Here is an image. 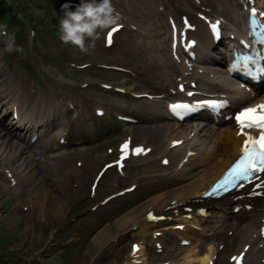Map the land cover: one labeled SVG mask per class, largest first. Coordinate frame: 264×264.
Returning <instances> with one entry per match:
<instances>
[{"label": "bare ground", "instance_id": "1", "mask_svg": "<svg viewBox=\"0 0 264 264\" xmlns=\"http://www.w3.org/2000/svg\"><path fill=\"white\" fill-rule=\"evenodd\" d=\"M240 8L242 9V5H240ZM232 27H236L239 30H242V24L240 20H237L233 23ZM204 35V31H201L199 33V36L202 37ZM184 76V71H183ZM203 80L204 77H202ZM230 87H233V85H230ZM233 94H235V97L233 99L234 105H239L244 102L245 99H249V96L247 94H244L239 88H235V91H233ZM12 99V98H9ZM223 135L226 138L228 147L226 149H222L221 152L217 153L215 146L209 144L206 140L199 139V135L196 133L192 138H190V135L187 134L183 137H185L187 142V150L195 151L196 155L194 157H190L188 162H194V161H201L204 164L205 163H214V168H217L216 172L213 173L209 178L206 180H195L191 183L187 184H181L178 187H175L171 190L164 191L161 193H158L155 195L152 200L151 209L153 210H160L163 208L167 209L168 207L172 206L174 204V208L178 209L179 212L181 211L180 219L182 222L179 224H188L189 218H184L188 213L183 211L182 207L186 203H192L193 200H195L196 194L208 183H210L213 179H215L221 172V170L224 168V166L227 164V162L230 160L234 150L238 147L240 139L235 137L233 132L230 128H227L225 130H221ZM168 139H171V137H168ZM215 141H218V137ZM183 171V170H182ZM182 171L176 170L177 173H180ZM232 199H223L220 202H215L213 204H210L212 207H215L217 204L219 206L218 209H214L211 211L210 215H213V220L216 218H219L221 223L224 221L223 216L228 215V210L230 206L233 204ZM29 209V206L27 204L23 205V210ZM222 212V214H221ZM170 215H173L171 211H168ZM247 216V217H246ZM259 216V210L255 209L252 213L249 214H243L242 218H244V226L240 230L239 234L237 235L235 232L233 233L232 237H227L226 241L234 242L236 241L237 244L239 243V247H242L245 243H251V248L248 251V257L247 260H249L248 264H257L259 260H261L264 257V249H260V256L258 259L254 258L253 256L255 254V245L261 244V240L258 239V235H255L256 230V224H257V218ZM17 217H19L17 215ZM212 217V216H211ZM173 221V220H172ZM172 221H168L167 223L169 226H164L165 228H170L175 231L176 228H174L176 224L172 223ZM204 218L198 216L196 213L193 214L192 222L197 224L198 222H203ZM148 227L155 228L156 224L151 222H146ZM153 228V229H154ZM178 235H185L188 239L191 240L190 249L188 254L185 256V260L188 262V264H208L211 257L214 255V247L212 245H209L207 248L199 247L196 241V236L198 235L195 231H175ZM186 233V234H185ZM203 240L204 238L201 237ZM161 239V238H160ZM162 238L161 240H163ZM159 240V239H158ZM207 243V242H206ZM145 252L139 256L140 258H144ZM146 259L143 264H146ZM153 264H155L153 259Z\"/></svg>", "mask_w": 264, "mask_h": 264}, {"label": "clouds", "instance_id": "2", "mask_svg": "<svg viewBox=\"0 0 264 264\" xmlns=\"http://www.w3.org/2000/svg\"><path fill=\"white\" fill-rule=\"evenodd\" d=\"M120 19L121 15L113 7L112 0H80L75 10L65 7L64 16L59 21V38L62 43L71 44L87 53L89 49L95 48V40L99 39L97 30H116L121 26L118 24ZM0 35L6 37L5 52L23 51L15 44V37L8 34L3 25H0ZM86 38H91L92 42L86 44Z\"/></svg>", "mask_w": 264, "mask_h": 264}, {"label": "snow or ice", "instance_id": "3", "mask_svg": "<svg viewBox=\"0 0 264 264\" xmlns=\"http://www.w3.org/2000/svg\"><path fill=\"white\" fill-rule=\"evenodd\" d=\"M108 42L111 43V34H109ZM212 106L218 107V105ZM172 107L176 110L187 106L173 105ZM234 119L239 129L237 134L244 136V141L240 148V155L226 173L220 187L227 184L236 186L239 181H250L254 177L259 178L260 173H264V103L244 108L235 115ZM253 130L258 134L254 135ZM128 148L129 143L125 142L121 152L127 155ZM133 151L139 154L143 149L136 148Z\"/></svg>", "mask_w": 264, "mask_h": 264}, {"label": "rangeland", "instance_id": "4", "mask_svg": "<svg viewBox=\"0 0 264 264\" xmlns=\"http://www.w3.org/2000/svg\"><path fill=\"white\" fill-rule=\"evenodd\" d=\"M36 2H38V3H36V5H33V3H31V5H30V9L31 10L28 9V11H30V12L31 11H36V12L40 13V15L43 17V6L46 5V4H49L50 3V0H48L46 3L44 2V0H36ZM22 16H23V20L26 21V22L31 21L32 18H36V15H33L32 16V15H29V14H22ZM44 50L49 51V46H45L44 47ZM56 51L62 57L68 56V57L75 58V59L80 60V61H85V60H88V59H95L94 52H91L90 53L88 51L86 54H83V53H79V52H74V51H72V50H70L68 48H65L64 50H60L59 48H56ZM118 52L119 51H116V53H118ZM148 71L150 73H154V70H152L150 68L148 69ZM40 149H41V151L38 150L37 155L40 158L45 159L46 158V155H45V146L42 144V147H40ZM41 172H42V175H44L43 173L45 172V167L43 165H42V168H41ZM39 178L40 179H37V180H40V181L45 182V179H43L41 177H39ZM32 186L30 188V191H32ZM1 224H2V227H3L4 230L7 229L6 227H11L12 230H14L16 227H18L19 224L17 223V217H16V215L14 213L13 204H9V203L7 204V214H6V216L4 218H1L0 219V225ZM169 238L172 239L173 236L170 235ZM150 249L152 251V254H156L152 247H150ZM31 250H32V248H30V251Z\"/></svg>", "mask_w": 264, "mask_h": 264}]
</instances>
